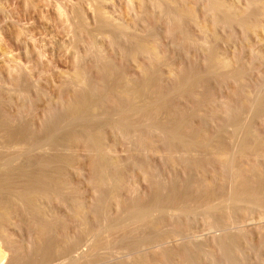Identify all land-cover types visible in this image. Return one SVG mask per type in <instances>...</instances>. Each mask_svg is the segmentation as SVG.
Masks as SVG:
<instances>
[{"label":"bare ground","instance_id":"6f19581e","mask_svg":"<svg viewBox=\"0 0 264 264\" xmlns=\"http://www.w3.org/2000/svg\"><path fill=\"white\" fill-rule=\"evenodd\" d=\"M124 3L52 98L0 46V264H264V0Z\"/></svg>","mask_w":264,"mask_h":264},{"label":"rangeland","instance_id":"374dc122","mask_svg":"<svg viewBox=\"0 0 264 264\" xmlns=\"http://www.w3.org/2000/svg\"><path fill=\"white\" fill-rule=\"evenodd\" d=\"M124 1L125 0H0V46H2V48L4 47L5 49H3L5 51L8 49L4 55L9 56L10 54V56H14V60L30 69V75L33 80L35 78L36 80H39L42 76L43 71L44 75L50 73V75L48 76L50 79L49 83L46 87H44V89L47 90V92L49 93V97L52 98L54 97V92L56 91L55 85L58 83L57 80H59V73L67 70L70 67L71 56L69 52L71 51V48L72 50L75 49L77 52L79 51L80 54H82V43L75 45L73 43L72 37L73 27L77 25L79 20L78 16L74 12L75 6H77L78 3L81 2L78 5V7L81 8H79L81 10L80 12L82 13L81 18L85 20L86 28L92 29L96 24L94 6L100 4V6L104 8V10L106 11L105 13H107L109 17L118 22L128 23L129 17L127 16ZM138 26L139 25H137V27ZM69 27L71 29H69ZM137 27V31L140 32L138 29H141V26H139L138 28ZM256 32V36L249 35L251 37L249 38L250 41L248 40L249 42L244 43L240 41V39H236L234 42L235 46L233 44L231 46L230 44L229 46H226L230 48H228L227 50H238L242 43L248 46L251 45L255 50L263 47V44L260 43H264V21L261 24V28L257 29ZM223 44L224 43H222V45L220 44L221 48H225V45L223 46ZM36 51L40 52L39 57L42 59L41 62L39 60V57L35 55ZM169 55L171 56L172 60L176 62V64L183 62V59L181 57L179 58L177 53L170 51ZM28 57L30 60L28 59ZM36 61H39V64ZM36 63L39 66L36 65ZM134 66L135 64L133 65V63H130L128 65V72L129 74H131V76L137 74ZM34 68L36 71L34 70ZM3 79H6L5 76H3ZM35 107V114L36 117H38V115L40 114L39 112L43 107L42 103H37ZM256 126L258 130L261 128L260 125L256 124ZM261 130L262 128L260 129V131ZM138 188L141 191L144 190V186L142 184H140ZM199 239H204V237L197 236L196 240ZM250 241H252L251 244L253 243L252 246L255 247L253 250L259 251V254L264 262V245L260 247L261 249L259 250V248L257 247L259 246L257 245L259 241L256 237V234L252 236V239ZM86 244L87 242L83 241V244L80 245V248L76 252L79 253L80 251H84L86 249ZM256 247L258 249H256ZM247 253H245V261H248L250 264H255L254 262L256 260L252 256L253 251ZM1 264H4V262H2Z\"/></svg>","mask_w":264,"mask_h":264}]
</instances>
